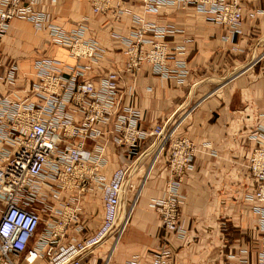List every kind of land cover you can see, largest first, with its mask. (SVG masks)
Segmentation results:
<instances>
[{
    "label": "built area",
    "instance_id": "obj_1",
    "mask_svg": "<svg viewBox=\"0 0 264 264\" xmlns=\"http://www.w3.org/2000/svg\"><path fill=\"white\" fill-rule=\"evenodd\" d=\"M133 3L141 6L140 12L133 8ZM41 4L42 0H0V39L11 20H27L36 30L47 32L53 45L66 48L72 59L84 64L70 67L54 59L37 61L34 68L39 82L31 86L28 96L0 95V203L4 206L0 211V264H87L86 258L110 236L115 235L118 243L140 192L133 190L132 201L127 204L131 188L127 168H117L108 181L102 170L112 150L132 159L139 156V149L148 138H154L157 147L153 162L160 152L169 153L164 197L150 207L165 232L182 242L187 232L181 220L184 199L180 189L185 176L194 170L197 148L188 138H174L179 125L168 128L165 122L139 129L141 113L123 103L120 83L126 75L134 83L146 64L153 74L173 80L178 86L188 82L191 70L186 58L187 42L170 48L164 39L177 32L176 28L149 21V16H157L166 9L192 7L207 22L225 27L227 34L223 41L234 43L242 33L239 2L88 0L93 15L110 14L116 23L127 16L133 24L127 37L112 33L123 48V67L107 71L98 85L80 80L92 66L101 65L107 50L95 40L85 38L86 25L66 31L54 23L53 14L41 10ZM256 14L264 12L250 16ZM262 59L264 52L259 57ZM16 70L13 64L8 67L6 82L15 80ZM255 134L264 135V127L258 126ZM247 168L255 182V190L246 200L254 203L252 212L257 217L256 264H264V147L252 151ZM45 186L52 205L46 221L38 208L22 201L16 203L23 194L44 193ZM92 186L101 192V224L84 238L64 241L76 212L75 198L90 192ZM65 193L71 195V200L63 199ZM116 239L110 253L117 245ZM174 255L164 240L144 264H173ZM237 264L249 262L242 257Z\"/></svg>",
    "mask_w": 264,
    "mask_h": 264
},
{
    "label": "crops",
    "instance_id": "obj_2",
    "mask_svg": "<svg viewBox=\"0 0 264 264\" xmlns=\"http://www.w3.org/2000/svg\"><path fill=\"white\" fill-rule=\"evenodd\" d=\"M242 13V33L234 43L224 42L225 27L205 20L194 8L166 9L147 20L172 25L177 32L164 41L170 48L186 41L190 77L184 86L165 80L143 65L134 83L123 76L120 83L122 101L141 113L139 129H150L158 123L167 127L179 125L174 138H188L196 146L194 170L185 176L180 189L183 197L181 220L186 229L185 240L179 242L161 227L150 207L162 199L169 177L168 151L157 152L154 138L145 140L139 156L129 158L118 150L108 154L102 175L108 181L119 167L128 171L130 189L140 196L114 251L104 256L98 249L87 264H128L150 261L152 253L167 241L173 251V264H237L246 257L256 264L257 217L253 202L246 196L255 190V182L247 168L251 153L264 147V135H256L264 127V15H250L263 10L264 0H237ZM140 12L141 6L133 3ZM41 10L54 16V23L66 31L80 24L87 26L85 38L95 40L107 50L99 67H93L80 80L98 85L109 70L122 69L123 48L119 38L133 30L129 17L115 22L110 14L93 15L88 0H42ZM54 59L66 66L84 64L68 55L66 48L53 45L47 32L36 30L27 20L10 21L0 39V95H29V89L39 82L34 65L40 60ZM17 70L15 80L6 82L8 67ZM86 64V63H85ZM207 144V145H205ZM205 145V146H204ZM76 197L74 219L67 226L64 241L81 239L93 233L101 224V192L96 189ZM71 200L65 193L63 199ZM245 254H241V251ZM230 255L234 259H228Z\"/></svg>",
    "mask_w": 264,
    "mask_h": 264
},
{
    "label": "rangeland",
    "instance_id": "obj_3",
    "mask_svg": "<svg viewBox=\"0 0 264 264\" xmlns=\"http://www.w3.org/2000/svg\"><path fill=\"white\" fill-rule=\"evenodd\" d=\"M89 146H90V143L87 144V148ZM94 188H95V186L91 187V189H94ZM44 190H45L44 193H41L39 195H37V194H23L21 196L22 199L21 198H17L16 199V203L20 204L21 201H22L25 204H28L29 206H33L34 208H38L39 210H41L43 212L42 213V217H43L42 219H44L46 221L47 219H49L50 206H52V205L49 203L50 199H49L48 196H50V193L47 192L48 188L46 186L44 187ZM90 191H93V190H90ZM83 194H87V192L83 193ZM3 207L4 206L0 203V211L3 209ZM115 239H116L115 235L110 236L106 240L105 244L100 246V247H98V248H96V250H98V249H106L105 253H104V256H105L106 254L110 253L109 251L111 249V245H114ZM96 250L89 257L94 256L95 253H96ZM108 256H109V254H108ZM105 261L106 262L108 261V263H109V260H105ZM37 264H43V263L42 262H38Z\"/></svg>",
    "mask_w": 264,
    "mask_h": 264
},
{
    "label": "bare ground",
    "instance_id": "obj_4",
    "mask_svg": "<svg viewBox=\"0 0 264 264\" xmlns=\"http://www.w3.org/2000/svg\"><path fill=\"white\" fill-rule=\"evenodd\" d=\"M116 243H117V239H116Z\"/></svg>",
    "mask_w": 264,
    "mask_h": 264
}]
</instances>
